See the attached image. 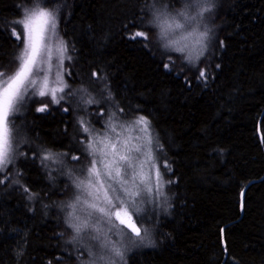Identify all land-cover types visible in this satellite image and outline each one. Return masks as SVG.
<instances>
[{
  "label": "trees",
  "instance_id": "1",
  "mask_svg": "<svg viewBox=\"0 0 264 264\" xmlns=\"http://www.w3.org/2000/svg\"><path fill=\"white\" fill-rule=\"evenodd\" d=\"M196 4L210 29L192 62L163 44L158 14L187 16ZM39 7L56 16L68 88L85 95L73 106L26 92L9 117L0 264H90L67 216L81 172L68 167L92 157L80 117L90 131L111 113L149 121L169 188L151 245L124 264H264V0H0L3 79L20 65L14 22ZM56 155L69 166L55 167Z\"/></svg>",
  "mask_w": 264,
  "mask_h": 264
},
{
  "label": "rangeland",
  "instance_id": "2",
  "mask_svg": "<svg viewBox=\"0 0 264 264\" xmlns=\"http://www.w3.org/2000/svg\"><path fill=\"white\" fill-rule=\"evenodd\" d=\"M194 8L197 11H192V14L187 16L186 13L189 11L186 12V10L177 15L158 14V27L163 44L192 62L196 60L198 54L191 50L201 49L203 43L205 45L208 34L205 38L204 32L208 28L210 29L209 15L201 16L197 4L194 5ZM26 11L20 20L25 17ZM165 19L169 23L175 21L182 27L179 29L173 27L171 31L163 34L159 21ZM19 31L22 32L21 34L25 33L22 24H19ZM46 35L47 48L38 58V67L41 70L34 72L31 77L37 81V84L28 87L26 92L33 91L40 94V91L43 90L54 101L62 99L67 105L70 101L73 106L80 105L81 97L85 95V91L68 88V84L65 82L68 53L58 34L57 26L54 32L49 30ZM20 39L23 44V52L26 37L21 35ZM61 42L65 49L63 54L59 50ZM185 45L187 47L184 51L177 50ZM80 119L84 128L87 129L83 117ZM139 119L140 117L130 120L114 113L107 115L104 121L101 118L100 120L94 119V123L98 124L96 129L90 131L87 129L86 131L88 145L89 147L92 145L90 147L92 157L89 165L81 164L68 167V173L72 169L81 172L71 177L74 183V198L70 202L67 216L70 226L75 224L80 227V231L77 232L71 226L81 247L87 256L89 255L90 264H124L126 257L131 252L147 249L151 245L152 224L158 216L166 214L169 209V188L159 164V151L156 157L158 145L156 137L151 130L149 121L144 118L147 121L145 126L143 123H137ZM113 144L116 145L115 150L112 148ZM137 148L140 150L136 151ZM125 155L130 158L127 165L120 160V156ZM57 156H50L54 166L60 169L67 168L69 165L65 159ZM9 160L8 156V162ZM114 160L117 161L116 164L112 163ZM94 161L99 175L89 172ZM116 167L121 169L120 177L116 176ZM137 193L138 195H135ZM133 199L136 202L137 215H133L131 209L127 208L124 203V201ZM93 204L96 205L95 208L91 207ZM100 208L105 211L100 212ZM126 210L129 215H132L131 222L135 223L138 228L141 229L143 223L144 227L141 229L140 237L134 236L131 228L127 224H121L120 219H117L115 213L119 211L120 218L127 220V216L124 214ZM145 230L147 234H145Z\"/></svg>",
  "mask_w": 264,
  "mask_h": 264
},
{
  "label": "snow or ice",
  "instance_id": "3",
  "mask_svg": "<svg viewBox=\"0 0 264 264\" xmlns=\"http://www.w3.org/2000/svg\"><path fill=\"white\" fill-rule=\"evenodd\" d=\"M206 10V9H205ZM14 23L22 24L25 29V33L17 34L14 31V35H17V38L20 39L21 35L26 37L24 51L21 53V56L18 58L20 60V65L17 71L6 80H4V73H0V169L3 168L8 162V156L10 149L12 147V128L9 117L17 110L18 103L23 99V93L27 91L28 87L34 86L37 84L35 79H31L34 72H39L41 69L38 67V58L41 56L43 50L47 48V44L45 43L47 39V33L49 30L52 32L56 29V16L54 12L47 11L43 7H39L35 10H27L25 13V17L22 20L15 21ZM159 26L162 29V33L166 34L168 31L174 28H181L182 25L175 23H169L166 19L159 21ZM136 37H146V34L143 32H136L131 38L135 39ZM183 39V38H182ZM199 43V41H197ZM173 43H176L173 41ZM187 46L179 47L178 51H184ZM60 52L63 54L65 50L63 48V42L60 45ZM191 51H195L197 54L202 52V49H193ZM169 66L165 64V68ZM201 76H204V72H200ZM62 90V89H61ZM46 93L42 90L40 91V95L44 96ZM55 99V97H54ZM58 102V101H57ZM38 111H44V108L37 109ZM137 123H143L145 126L147 125V121L144 117H140ZM87 131V129H85ZM115 131V129H113ZM92 147V145H90ZM113 150H115L116 145H112ZM140 149L137 148L136 151ZM49 157H45L48 159ZM76 159V157H73ZM120 160L125 162V165L129 163L130 158L128 156H120ZM113 164H116L117 161H112ZM116 176H121L120 167H116ZM90 173H94L99 175L95 167V161L93 162V167L89 169ZM159 175V173H157ZM111 176V173H109ZM115 191V189H113ZM135 195H138L135 194ZM127 208H130L133 215H137V209L135 207V199L131 201H124ZM91 207L95 208L96 205L93 204ZM100 212H104L103 208L99 209ZM127 216V220L121 219V213L118 211L115 213L117 219H120L121 224H127L128 227L135 233L136 236H141V229L136 226L135 223H132V215L128 214L126 210L124 213ZM71 215V214H69ZM139 218V217H138ZM72 227L76 229L77 232L80 231V227L78 225L72 224ZM145 234L146 230H145ZM117 255L119 253L117 252Z\"/></svg>",
  "mask_w": 264,
  "mask_h": 264
},
{
  "label": "water",
  "instance_id": "4",
  "mask_svg": "<svg viewBox=\"0 0 264 264\" xmlns=\"http://www.w3.org/2000/svg\"><path fill=\"white\" fill-rule=\"evenodd\" d=\"M263 112H264V111H263ZM259 121H260V120H259ZM257 135H258L259 141L262 142V135H261V132H260L259 125L257 126ZM250 183H253V181H251ZM250 183H249V184H250ZM249 184H248V185H249ZM248 185H247V186H248ZM247 186H246V187H247ZM246 187H244L243 190H242L241 193H240V211H242L243 201H244V192H245ZM132 234H133L134 236H136L135 233H134L133 231H132ZM221 236H222L221 245H222V248H225V242H224V239H223V232H221Z\"/></svg>",
  "mask_w": 264,
  "mask_h": 264
}]
</instances>
